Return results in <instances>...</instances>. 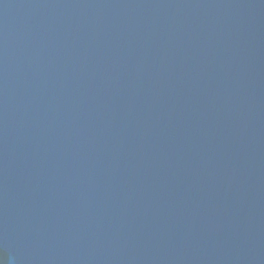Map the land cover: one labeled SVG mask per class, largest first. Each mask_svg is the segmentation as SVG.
I'll return each mask as SVG.
<instances>
[{
  "label": "water",
  "instance_id": "95a60500",
  "mask_svg": "<svg viewBox=\"0 0 264 264\" xmlns=\"http://www.w3.org/2000/svg\"><path fill=\"white\" fill-rule=\"evenodd\" d=\"M0 264H264V0H0Z\"/></svg>",
  "mask_w": 264,
  "mask_h": 264
}]
</instances>
